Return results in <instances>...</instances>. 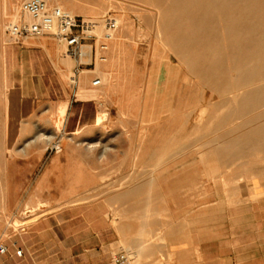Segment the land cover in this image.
I'll return each instance as SVG.
<instances>
[{
	"label": "rangeland",
	"instance_id": "obj_1",
	"mask_svg": "<svg viewBox=\"0 0 264 264\" xmlns=\"http://www.w3.org/2000/svg\"><path fill=\"white\" fill-rule=\"evenodd\" d=\"M64 1L47 0L99 23L87 46L97 54L89 87L79 81L75 88L71 81L72 94L97 103L85 105L84 124L73 133L71 125L64 128V115L58 123L65 102L53 107L10 92L3 48L13 41L7 28L20 20L21 7L0 23V244L17 241L32 224L60 216L68 206L101 205L121 228L115 254L126 252L133 261L126 234L129 240L131 233L143 234L146 244L156 245L163 226L187 223L190 210L208 195L215 201L226 194H264V148L208 143L256 126V115L264 121V99L262 106L240 107L242 96L264 87V0H231L228 13L222 0ZM106 16L118 23L109 41ZM196 21L202 29L193 33ZM186 33L183 52L177 42ZM191 53L205 63L215 58L217 81L193 71ZM102 73L108 84L93 86ZM253 74L254 81L244 83ZM225 84L230 90L221 91ZM80 160L82 168L72 166ZM77 179L82 188L72 183ZM145 179L140 194H107ZM69 251L68 264H77L78 247ZM165 257L147 256L145 264H168Z\"/></svg>",
	"mask_w": 264,
	"mask_h": 264
},
{
	"label": "crops",
	"instance_id": "obj_2",
	"mask_svg": "<svg viewBox=\"0 0 264 264\" xmlns=\"http://www.w3.org/2000/svg\"><path fill=\"white\" fill-rule=\"evenodd\" d=\"M23 1L0 0V23L16 16ZM56 1L67 5L64 0ZM80 12L91 13L87 7ZM23 16L22 12L17 22ZM90 43L83 44L82 56H75L67 54L65 44L50 35L7 42L3 56L9 91L26 102H51L53 107L65 102L64 128L71 125L70 132L77 133L84 124L85 105L97 103L71 91V81H75V88L79 81L84 88L89 87L90 71L97 63V54L87 47ZM81 161L72 166L82 168ZM73 183L82 188L80 180ZM65 211L38 220L17 241L4 244L7 251L0 253V264H68L70 246L78 247L77 264H109L121 231L116 220L101 205L68 206ZM81 222L84 227L76 229ZM159 231L160 241L152 246L145 243L143 234L131 233L130 240L126 234V249L140 253L146 262L147 256L163 254L168 264H264V194H226L215 201L208 195L190 210L187 223L167 224ZM18 250H22L21 255Z\"/></svg>",
	"mask_w": 264,
	"mask_h": 264
},
{
	"label": "built area",
	"instance_id": "obj_3",
	"mask_svg": "<svg viewBox=\"0 0 264 264\" xmlns=\"http://www.w3.org/2000/svg\"><path fill=\"white\" fill-rule=\"evenodd\" d=\"M21 10L29 18L13 22L7 28L9 37L15 42H22L31 36L50 35L65 44L67 54L82 56L83 44L95 40L94 31L99 25L98 22L75 15L59 5H50L46 0H24ZM102 22L105 26L104 38L110 39L118 27L117 20L106 16ZM99 84L100 79L95 78L93 85ZM6 251L7 247L0 244V253ZM17 254L21 255L22 250H18ZM109 264H133V261L126 252H119Z\"/></svg>",
	"mask_w": 264,
	"mask_h": 264
},
{
	"label": "bare ground",
	"instance_id": "obj_4",
	"mask_svg": "<svg viewBox=\"0 0 264 264\" xmlns=\"http://www.w3.org/2000/svg\"><path fill=\"white\" fill-rule=\"evenodd\" d=\"M230 1L231 0H222L221 7H222V10L224 12H226V13L232 11L231 7H230ZM195 3L199 4V0H195ZM71 11L74 12V10H71ZM198 24H200L198 21H196V24L193 23V26H196L194 28V30H193V33L194 32L198 33V31H200L202 29L201 25H198ZM187 30L190 32L191 29L190 28H186L185 31L187 32ZM113 34H114V32H113ZM111 38H113V35H112ZM111 38L110 39H106L105 38V39L107 41H109V40H111ZM187 44H188V34L186 33V34H183L182 36H180L179 41L177 42L178 49H180V51H183V52L186 51L185 48H186ZM250 47H252V46H250ZM186 52L184 53L185 54L184 56L187 55ZM196 56H195V53H191V55L188 54V56H187L190 64L192 65L191 68L193 69V71L196 70L197 72H199V75L201 77H204L205 79H207V81H211V82L212 81H217V78H218L217 72H216L217 69H216V66L214 64L215 58L213 57V58H211V61H209L208 63H205V62L202 61L201 58H199V57L197 58ZM255 75L256 74H253L251 76H247L244 79V83H249V81L253 82L254 79H255ZM100 77H101L100 78V83L104 82V83L108 84V82L110 80V77L107 74H103L102 73L100 75ZM92 84H93V81H92ZM228 90H230V87L228 85H226V84L222 85L221 91H228ZM263 99H264V87L255 88V89H253V93L251 95H244V96L241 97V99H240V104H241L240 107H248V106H250V107H255V106L258 107V106H262ZM64 112H65V107L63 105V106H61V109L59 111V116H58V123L59 124H60V121L62 119V116L64 115ZM260 118L261 117L259 115H256L255 117H253L252 120L258 121L257 125L256 126H252V128L243 131L241 134H239L236 137H233V138H230V139H227V140H225V139H222V140L214 139V140L208 141V143L211 146L213 145V146H216V147L217 146H219V147L222 146L223 147V146L238 145V146H240L241 149L242 148L245 149L246 147L264 148V121H261ZM95 120H96L97 123H100L101 122V116H97V118ZM243 126H244V123H241L238 127L243 128ZM232 130H230V131H232ZM92 146H93V144L90 145V147H92ZM147 181L148 180L145 179L143 181L137 182L136 185H134V186H132L130 188L122 189L121 191L113 192V193H107V194H121V196H122V194H135V193L137 194V192L141 193V192H143L142 189H144V187H146ZM72 183L70 181V184H72ZM117 197H118V195H115V198H117ZM132 254L134 256H136V259L133 260V264H145V263H147L146 261L143 260V258L142 259L138 258V257L141 258V256H139L140 253L133 252Z\"/></svg>",
	"mask_w": 264,
	"mask_h": 264
}]
</instances>
